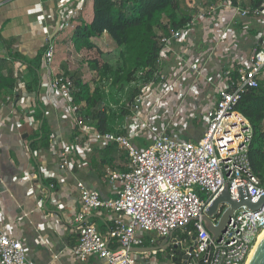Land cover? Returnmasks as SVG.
I'll return each instance as SVG.
<instances>
[{
    "label": "built area",
    "instance_id": "obj_1",
    "mask_svg": "<svg viewBox=\"0 0 264 264\" xmlns=\"http://www.w3.org/2000/svg\"><path fill=\"white\" fill-rule=\"evenodd\" d=\"M195 6L197 12L183 26L170 33L159 32L160 50L153 73L149 77L139 73L131 83L135 93L117 94L118 103L110 100V88L102 107L124 118L121 129L101 131L87 112L85 103H74L77 91L75 78L54 65L55 39L45 36L46 50L39 70L40 83L35 96L42 92L50 103L68 106L75 143L85 138L102 143H116L127 152L124 169L108 165L104 180L116 184V197L104 199L100 190L78 180L80 210L70 220L78 234V243L71 252L85 262L92 255L108 264H143L142 252L147 234L150 241L171 237L172 244L181 242L189 252L193 264H247L264 229V203L252 210L246 204L236 208L222 233L213 238L203 220L210 206L228 185L234 200L240 199V188L248 192L253 202L264 195V183L251 165L249 149L253 126L237 105L242 95L257 88L264 80V40L243 57H225L226 31H210L209 19L215 15H229L227 28L244 18H264V0L255 5L240 0H213ZM85 0L72 9L62 30L73 28L74 19L85 8ZM193 6L191 7L193 9ZM204 32L208 46L204 50L178 48L175 43L196 37ZM172 61V63H170ZM67 63V62H66ZM216 68V73H211ZM20 71L16 84L6 96L14 103L22 93ZM106 87V86H105ZM127 111L122 116V111ZM196 120L202 135L188 131L195 137H184L182 127ZM148 138L139 146L134 139ZM68 158L60 167H70ZM54 187V184L51 185ZM231 206L222 201L210 216L215 225ZM108 210L113 213V225L108 235L102 234L90 219L92 212ZM10 222L0 216V264H26L25 243L11 235ZM184 231L185 237L175 236ZM178 240H175L177 239ZM114 244V246H113Z\"/></svg>",
    "mask_w": 264,
    "mask_h": 264
},
{
    "label": "crops",
    "instance_id": "obj_2",
    "mask_svg": "<svg viewBox=\"0 0 264 264\" xmlns=\"http://www.w3.org/2000/svg\"><path fill=\"white\" fill-rule=\"evenodd\" d=\"M79 1L0 0V58L7 57L8 53L2 38L11 41L13 51L33 60L45 47V36L49 33L57 37L59 44L65 40V43H71L69 52L72 48L76 51L66 29L62 34L60 32L64 20L79 5ZM240 1L247 4V0ZM84 5V10L74 19V25L88 23L92 19L93 0H85ZM188 12L191 16L197 9L193 6ZM223 17L218 14L209 19V30L226 31V59L234 58L237 53L246 57L264 40V18H244L233 28H222L229 15L225 16L227 20ZM69 29L73 31V28ZM203 34L198 31V38L190 37L191 44L179 41L175 45L180 49L192 47L196 51L205 50L208 38H204ZM100 38L111 37L104 32L101 36L93 37V41L98 44L95 40ZM58 49L57 45L56 52ZM8 59L14 76L18 69L23 77V90L14 103L8 101L6 96L0 102V216L3 221L12 224L8 232L25 243L26 264H108L105 259L95 255L85 262L72 255L71 248L79 238L70 220L81 208L78 180L100 190L104 199L116 197L117 185L105 182V169L108 165L124 169L128 161L127 152L116 143H102L91 138L75 143L68 106L57 104L58 99L50 103L44 91L39 97L35 96L37 90H31L28 85L33 76L32 68L19 60ZM60 64L54 63L53 66L60 70L61 67L69 69L67 63ZM210 71L216 73L217 69L210 67ZM116 118L111 123L112 130L121 129L123 124L121 116ZM191 122L182 127L184 137H195L188 132L192 130L202 135L200 124L195 126L197 121L193 119ZM134 141L139 146H145L150 140L138 136ZM64 158L71 161L69 168L60 167ZM52 184L54 187H51ZM90 219L102 234L110 233L113 225L111 211L92 212ZM175 236L184 238V231H176ZM146 237L148 241L144 247L149 249L135 250L143 253L140 255L143 264H178L174 260L178 255L171 247L160 248L163 239L152 243L150 239L155 236L149 233ZM187 264L193 263L189 260Z\"/></svg>",
    "mask_w": 264,
    "mask_h": 264
},
{
    "label": "trees",
    "instance_id": "obj_3",
    "mask_svg": "<svg viewBox=\"0 0 264 264\" xmlns=\"http://www.w3.org/2000/svg\"><path fill=\"white\" fill-rule=\"evenodd\" d=\"M262 1L251 0V3L258 5ZM188 10L186 0H93L92 19L88 23L74 26L71 38L78 52L95 49L103 56V51L98 49L93 37L101 36L104 32H108L120 48L119 65L116 68L107 61L101 62L100 57L89 61L90 68L99 74L95 87L80 76L72 75L77 86V91L73 94L74 103H86L87 114L94 119L101 131H111V123L118 116L105 106L102 107L107 95L105 86L110 87L111 93L120 92L139 73L149 77L153 73L160 50L159 32L170 33L183 27L191 19ZM2 41L8 53L7 57L0 58V102L13 91L16 84L14 70L8 58L19 60L32 68L33 76L28 85L31 90H38L39 70L46 50L44 47L33 60H29L10 48L11 41L3 38ZM134 93L132 87L130 97ZM237 109L253 126L249 158L253 170L264 183V80L257 88L242 95ZM126 112L123 110L121 115L124 116Z\"/></svg>",
    "mask_w": 264,
    "mask_h": 264
},
{
    "label": "rangeland",
    "instance_id": "obj_4",
    "mask_svg": "<svg viewBox=\"0 0 264 264\" xmlns=\"http://www.w3.org/2000/svg\"><path fill=\"white\" fill-rule=\"evenodd\" d=\"M206 0H187V3L190 5L188 6V4L186 3V6L191 9L190 7H192V4L195 6H199V5H203L206 4L205 3ZM247 3H251V0H247ZM74 28V27H73ZM68 34V36L70 37L69 39H71V31L72 29H66L65 30ZM64 32V30H62L60 32V34H62ZM95 39V38H94ZM66 41V40H65ZM65 41H63L61 44H59V41L56 37L55 39V44H56V49H57V45L59 47V51L56 52L55 57H54V63L55 65L60 63H66L67 65H69V69L71 70H67V73L70 75H74L75 77H81L84 81L86 82H90L91 85L93 87H95L96 82L99 79V74L97 71L93 70L92 68H90L89 66V61L93 58H99L101 59V62L107 61L110 64H112L113 67H117L119 65V60H118V52L120 50V48L118 47V45L111 40V38L108 39H104V38H100L95 40L98 44L97 47L99 50L103 51L104 55L100 56L99 52L95 49L93 50H83L81 52H76L74 50V48H72L73 50H71V52L68 51V46L71 43H65ZM72 47V45H71ZM64 61V62H62ZM66 67V66H65ZM66 68L61 67V70L59 68H57L58 71H64L66 70ZM75 73V74H74ZM106 89H109L110 87L108 85H106L105 87ZM123 91H126V93L130 94V92L132 91V85H126L123 88ZM119 92H112L109 94L110 100L112 102H116L118 103V97L117 98V94ZM121 122H124L123 118L120 119Z\"/></svg>",
    "mask_w": 264,
    "mask_h": 264
},
{
    "label": "water",
    "instance_id": "obj_5",
    "mask_svg": "<svg viewBox=\"0 0 264 264\" xmlns=\"http://www.w3.org/2000/svg\"><path fill=\"white\" fill-rule=\"evenodd\" d=\"M240 194H241L240 199L238 200L232 199L227 185L225 190L210 206L206 215H204L203 220L206 224V227L213 235V238L218 237L222 233V231L225 229L227 225V222L230 220V217L236 208H239L241 205L246 204L250 209L256 210L259 209L261 205L264 203V195L259 199L258 202H253L249 193L248 192L245 193L243 188H240ZM222 201L230 202L231 206L222 215L220 223L218 225H215L211 220L210 216L217 211L219 204ZM172 236L168 238H164L160 248L168 249L169 247H171L173 251L178 255V257H175L174 260H176L178 264H187L189 260H191L189 252L193 250V246H190L189 249H187L181 242L172 244V240L170 239L172 238ZM175 240H178V238ZM158 248L159 247H153L152 249H158ZM148 249H149L148 247L132 248V250L134 251L135 250L145 251ZM247 264H264V235L263 237H261V239L258 240Z\"/></svg>",
    "mask_w": 264,
    "mask_h": 264
},
{
    "label": "bare ground",
    "instance_id": "obj_6",
    "mask_svg": "<svg viewBox=\"0 0 264 264\" xmlns=\"http://www.w3.org/2000/svg\"><path fill=\"white\" fill-rule=\"evenodd\" d=\"M263 235H264V229H263V231H262V233H261L259 239H261V237H263Z\"/></svg>",
    "mask_w": 264,
    "mask_h": 264
}]
</instances>
